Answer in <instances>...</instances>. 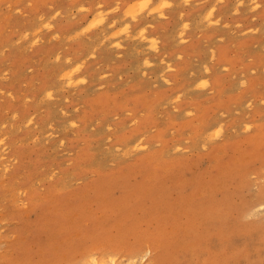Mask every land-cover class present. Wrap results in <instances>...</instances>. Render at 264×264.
Returning <instances> with one entry per match:
<instances>
[{
  "label": "rangeland",
  "instance_id": "374dc122",
  "mask_svg": "<svg viewBox=\"0 0 264 264\" xmlns=\"http://www.w3.org/2000/svg\"><path fill=\"white\" fill-rule=\"evenodd\" d=\"M100 263L264 264V0H0V264Z\"/></svg>",
  "mask_w": 264,
  "mask_h": 264
},
{
  "label": "bare ground",
  "instance_id": "6f19581e",
  "mask_svg": "<svg viewBox=\"0 0 264 264\" xmlns=\"http://www.w3.org/2000/svg\"><path fill=\"white\" fill-rule=\"evenodd\" d=\"M65 75H67V76H69V74L68 73H66ZM90 262V261H89ZM91 263V262H90ZM101 264V263H100Z\"/></svg>",
  "mask_w": 264,
  "mask_h": 264
}]
</instances>
